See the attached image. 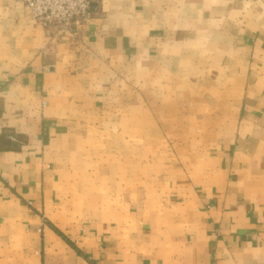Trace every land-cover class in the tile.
<instances>
[{
	"label": "crops",
	"instance_id": "1",
	"mask_svg": "<svg viewBox=\"0 0 264 264\" xmlns=\"http://www.w3.org/2000/svg\"><path fill=\"white\" fill-rule=\"evenodd\" d=\"M93 8L0 0V264H264V0Z\"/></svg>",
	"mask_w": 264,
	"mask_h": 264
},
{
	"label": "built area",
	"instance_id": "2",
	"mask_svg": "<svg viewBox=\"0 0 264 264\" xmlns=\"http://www.w3.org/2000/svg\"><path fill=\"white\" fill-rule=\"evenodd\" d=\"M28 16L43 27L47 51L64 37H75L80 27L94 18L93 6L99 0H22Z\"/></svg>",
	"mask_w": 264,
	"mask_h": 264
}]
</instances>
